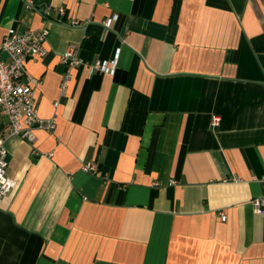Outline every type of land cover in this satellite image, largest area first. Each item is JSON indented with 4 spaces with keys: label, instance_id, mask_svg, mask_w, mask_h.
<instances>
[{
    "label": "crops",
    "instance_id": "1",
    "mask_svg": "<svg viewBox=\"0 0 264 264\" xmlns=\"http://www.w3.org/2000/svg\"><path fill=\"white\" fill-rule=\"evenodd\" d=\"M10 27L48 29L26 68L56 127L29 142L0 113V264H264V0H0Z\"/></svg>",
    "mask_w": 264,
    "mask_h": 264
},
{
    "label": "built area",
    "instance_id": "2",
    "mask_svg": "<svg viewBox=\"0 0 264 264\" xmlns=\"http://www.w3.org/2000/svg\"><path fill=\"white\" fill-rule=\"evenodd\" d=\"M57 11L64 14V8L61 6L57 8ZM116 19L117 15H113L102 21L101 25L109 30ZM63 23L73 27H81L86 24V22L77 19H69ZM47 35L46 27L38 30L10 27L0 42V113L7 117V125L4 130L7 135H16L29 142L35 140V129L52 133L56 127L54 118L44 119L38 115L34 89L39 84V79L32 76L26 68V63L29 60L44 59L48 55ZM59 60L66 65L61 85L64 91L71 76V69L82 64V61L77 55L76 46H68L60 55ZM116 64L117 60L113 58L108 61H94L90 67L92 70L110 72L114 70ZM218 121V116H212L211 125L215 126ZM5 139V136H0V201L15 187V181L7 175L8 151ZM47 155L51 157L52 153ZM81 169L84 172L96 174L98 164L88 161L82 164ZM252 206L254 211L263 212L264 196L252 199ZM219 214L224 221L226 214L222 211Z\"/></svg>",
    "mask_w": 264,
    "mask_h": 264
}]
</instances>
